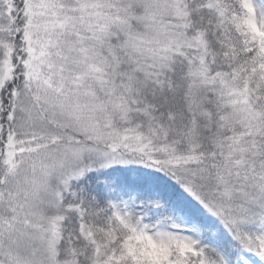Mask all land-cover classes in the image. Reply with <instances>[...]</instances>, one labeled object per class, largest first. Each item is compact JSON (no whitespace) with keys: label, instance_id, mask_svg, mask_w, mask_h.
I'll list each match as a JSON object with an SVG mask.
<instances>
[{"label":"snow or ice","instance_id":"obj_1","mask_svg":"<svg viewBox=\"0 0 264 264\" xmlns=\"http://www.w3.org/2000/svg\"><path fill=\"white\" fill-rule=\"evenodd\" d=\"M0 264H264V0H0Z\"/></svg>","mask_w":264,"mask_h":264}]
</instances>
